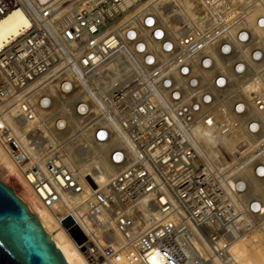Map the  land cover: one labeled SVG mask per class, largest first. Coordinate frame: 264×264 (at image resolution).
Wrapping results in <instances>:
<instances>
[{
  "label": "built area",
  "instance_id": "1",
  "mask_svg": "<svg viewBox=\"0 0 264 264\" xmlns=\"http://www.w3.org/2000/svg\"><path fill=\"white\" fill-rule=\"evenodd\" d=\"M14 12L0 145L21 186L91 264H234L264 223V0H0Z\"/></svg>",
  "mask_w": 264,
  "mask_h": 264
},
{
  "label": "bare ground",
  "instance_id": "2",
  "mask_svg": "<svg viewBox=\"0 0 264 264\" xmlns=\"http://www.w3.org/2000/svg\"><path fill=\"white\" fill-rule=\"evenodd\" d=\"M47 1V0H40ZM165 1H173L176 3L183 13L192 16L195 7L200 0H144V4L152 5L161 11ZM263 12V9L257 8L256 12L251 15L249 21L254 23L257 13ZM26 20L19 12H14L0 23V36L6 35L16 29L19 24L25 23ZM257 34L264 36V31L256 29ZM0 175L2 182L11 186L17 196H19L40 219L41 223L55 241L57 247L62 251L69 264H91L87 257L76 246L75 241L61 226L57 220L55 212L44 207L37 197L33 194L29 187L21 186L23 181L16 166L0 145ZM18 176V179L15 178ZM1 177V176H0ZM1 181V179H0ZM14 183V185L11 184ZM263 230V231H262ZM231 252L234 256V264H264V223L262 227L254 232L237 238L231 246ZM153 264H157V258L152 257ZM99 264H110L109 262H100ZM115 264H120L116 262Z\"/></svg>",
  "mask_w": 264,
  "mask_h": 264
},
{
  "label": "water",
  "instance_id": "3",
  "mask_svg": "<svg viewBox=\"0 0 264 264\" xmlns=\"http://www.w3.org/2000/svg\"><path fill=\"white\" fill-rule=\"evenodd\" d=\"M65 225L73 224L71 218ZM77 234V229H74ZM0 264H69L39 217L0 181Z\"/></svg>",
  "mask_w": 264,
  "mask_h": 264
},
{
  "label": "rangeland",
  "instance_id": "4",
  "mask_svg": "<svg viewBox=\"0 0 264 264\" xmlns=\"http://www.w3.org/2000/svg\"><path fill=\"white\" fill-rule=\"evenodd\" d=\"M172 2H173V1H165V3L162 5V8H161V9L164 10V9L167 8L169 5H171ZM0 176H1L0 179H1V181H2V179H3L2 177H3V176H2V175H0ZM11 184L14 185L13 182H11ZM262 231H263V230H262Z\"/></svg>",
  "mask_w": 264,
  "mask_h": 264
}]
</instances>
